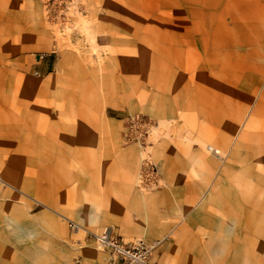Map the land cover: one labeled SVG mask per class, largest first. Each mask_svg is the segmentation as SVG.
<instances>
[{"label": "rangeland", "instance_id": "374dc122", "mask_svg": "<svg viewBox=\"0 0 264 264\" xmlns=\"http://www.w3.org/2000/svg\"><path fill=\"white\" fill-rule=\"evenodd\" d=\"M104 232L264 264V0H0V264Z\"/></svg>", "mask_w": 264, "mask_h": 264}, {"label": "built area", "instance_id": "2783aa9c", "mask_svg": "<svg viewBox=\"0 0 264 264\" xmlns=\"http://www.w3.org/2000/svg\"><path fill=\"white\" fill-rule=\"evenodd\" d=\"M95 240L100 248L123 264H149L151 249L142 242L125 244L106 232L95 236Z\"/></svg>", "mask_w": 264, "mask_h": 264}, {"label": "crops", "instance_id": "0c3cea01", "mask_svg": "<svg viewBox=\"0 0 264 264\" xmlns=\"http://www.w3.org/2000/svg\"><path fill=\"white\" fill-rule=\"evenodd\" d=\"M91 88H92V86H91V85H90V86H89V85H87V86H86V88H85V91H86V92H88V91H90V90H91ZM210 150H211V149H210ZM216 151H217V150H214V151H212V152L214 153V152H216ZM131 237H132V236H131Z\"/></svg>", "mask_w": 264, "mask_h": 264}]
</instances>
